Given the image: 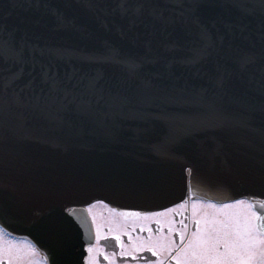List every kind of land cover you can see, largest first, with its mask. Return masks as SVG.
<instances>
[{"label": "water", "instance_id": "obj_1", "mask_svg": "<svg viewBox=\"0 0 264 264\" xmlns=\"http://www.w3.org/2000/svg\"><path fill=\"white\" fill-rule=\"evenodd\" d=\"M188 186L264 193V0H0L1 225L82 264L86 204Z\"/></svg>", "mask_w": 264, "mask_h": 264}, {"label": "flooded vegetation", "instance_id": "obj_2", "mask_svg": "<svg viewBox=\"0 0 264 264\" xmlns=\"http://www.w3.org/2000/svg\"><path fill=\"white\" fill-rule=\"evenodd\" d=\"M170 207L153 211H120L114 217L117 219L107 220L108 225L102 230L94 226L95 239L86 249L84 264H96L95 262L97 264H237V257L226 260L223 258L225 254L221 251L226 246L225 243L228 240L226 236H229V229L233 226H238L240 230L248 229L245 242L250 244V247L253 243L250 251L252 254L248 261L251 258L253 260L246 262L241 257L238 264H264V219L255 215L253 220L250 217L251 221L244 223V227L236 222L230 226L228 222L219 220H210L208 224L201 225L200 221L190 218L191 210H184V215H180L181 213L176 215ZM210 213H207L205 217L211 218ZM180 219L183 223L191 222L187 231L188 235L184 239L179 238L180 232L170 228V221L180 222ZM176 225L182 226L179 223ZM201 226L205 231H199ZM6 239L9 242L27 244L29 258L37 263L46 264L43 255L37 248L31 246L27 238ZM200 242L203 245L215 247V251L194 250ZM94 245L97 246L95 255L92 248ZM254 252L256 255L253 257ZM94 257L97 260H94ZM29 263L32 264V262ZM0 264L8 263L2 260Z\"/></svg>", "mask_w": 264, "mask_h": 264}, {"label": "rangeland", "instance_id": "obj_3", "mask_svg": "<svg viewBox=\"0 0 264 264\" xmlns=\"http://www.w3.org/2000/svg\"><path fill=\"white\" fill-rule=\"evenodd\" d=\"M170 208L173 211V213L176 215H179L180 213H181L180 215H184V210H191L190 218L200 221L201 225L208 224L210 220H215V221L219 220V221L228 222L230 226L233 222H236L237 224L240 223L244 227V223L246 221H251L250 217L252 218V220L254 219V214L249 209L247 200H245L244 198L236 200L231 203H227L225 205L223 204L214 205L212 203L203 202L200 200H194V201L190 200L189 202H185V204L181 203V204L175 205ZM86 209L89 215L91 216V218L93 219L95 228L98 230H102L103 227L108 225L106 222L107 220L117 219L114 217L117 216L118 212L100 201H94L90 203L86 207ZM207 213H210L211 218L208 219L205 217ZM179 221L180 222H176V220L170 221V228L174 231L180 232L179 238L184 239L188 235L187 231H188L189 224H191V222L183 223L182 219H180ZM178 223L182 226L177 227L176 224ZM131 230H133V228H131ZM200 230L205 231V229H203L202 226L200 227L199 231ZM247 232H248V229L240 230L238 226H233L229 229V234H228L229 236H226V238H228L227 242L225 243L226 246L221 250L222 254H225L223 257L224 259L228 260V258H230L231 260L233 257H237L236 259L237 264H238L239 258L241 257H243L244 261L245 260L246 262L248 261V259L251 257V254H252L250 251H251V248L253 247V243L251 244V247H250V244H247L245 242L247 238V235H246ZM193 233L194 232H192V234ZM218 234H220L219 231H218ZM254 236L256 237L255 234ZM256 242H254L255 245H256ZM28 247L29 246L25 243L9 242V240H7L6 237H2L0 234V262L2 260H5L8 264H30L29 262H32V264H41L40 262L37 263L32 258H29L30 256L28 253L29 251ZM96 247H97L96 245L92 247L94 251V255L97 253ZM196 249H200L203 251H215V247L211 245H206V244L203 245L201 242L196 247H194V250ZM30 251L34 252L31 249ZM22 252H23V255H22ZM255 255L256 253L254 252L252 256L254 257ZM251 259L248 262H250ZM94 260H97V259L94 257ZM95 263L97 264V262Z\"/></svg>", "mask_w": 264, "mask_h": 264}, {"label": "bare ground", "instance_id": "obj_4", "mask_svg": "<svg viewBox=\"0 0 264 264\" xmlns=\"http://www.w3.org/2000/svg\"><path fill=\"white\" fill-rule=\"evenodd\" d=\"M242 197H244V198H249V199H254L255 201H257V202H260L261 200H263L264 199V193H259V194H255V195H250V194H244V195H242ZM263 197V198H262ZM72 206V205H71ZM68 207V206H67ZM69 207H70V205H69ZM129 208V207H128Z\"/></svg>", "mask_w": 264, "mask_h": 264}]
</instances>
